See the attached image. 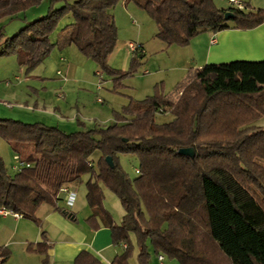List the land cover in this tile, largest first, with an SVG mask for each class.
Returning <instances> with one entry per match:
<instances>
[{
    "label": "trees",
    "instance_id": "1",
    "mask_svg": "<svg viewBox=\"0 0 264 264\" xmlns=\"http://www.w3.org/2000/svg\"><path fill=\"white\" fill-rule=\"evenodd\" d=\"M122 1L0 0V21H13L49 2L45 16L24 20L12 37L0 28V58L15 56L30 73L54 50L75 46L111 77L114 89L120 88L145 56L139 45L144 52L133 54L130 70L109 65L118 43L112 10ZM124 1L151 16L157 37L168 47L188 46L205 33L247 31L264 24V10L247 2L239 9L219 8L215 0ZM228 12L233 17L226 20ZM68 17L73 22L60 28ZM123 114L108 127L73 133L0 119V138L29 165L11 174L0 156V209L37 225L42 205L68 217L58 207L61 190L89 176L87 202L93 216L88 222L95 229L108 228L113 245L124 248L112 264H130L132 235L140 264H149V242L158 257L179 264H218V258L223 264H264V127L255 126L264 119V61L206 65L175 102L157 92L131 100ZM168 115L171 121H157ZM186 148L194 149L193 159L179 153ZM121 156L138 160L137 177L124 171ZM103 187L122 205L120 225L104 208ZM46 245L39 243L37 251L44 253ZM10 256L0 247L2 264ZM73 264L103 263L84 251Z\"/></svg>",
    "mask_w": 264,
    "mask_h": 264
},
{
    "label": "rangeland",
    "instance_id": "2",
    "mask_svg": "<svg viewBox=\"0 0 264 264\" xmlns=\"http://www.w3.org/2000/svg\"><path fill=\"white\" fill-rule=\"evenodd\" d=\"M125 3H127V6ZM215 3L219 8L230 6L226 0H215ZM243 5L245 4L243 3ZM39 7L45 9L47 14L49 2H44ZM33 9L29 13L27 12L28 21L35 18L32 16ZM112 14L118 29V43L109 62L113 69L130 70L133 54L129 52V43L145 46V56L140 60L141 64L133 77L124 80L122 87L114 89L111 77L103 73L102 89L98 90L97 85L100 83L101 77L96 74L97 65L86 59L75 46L70 47L72 50L69 49L64 52H60L58 49L54 50L50 56L55 59L63 74L68 73V65H72L73 72L76 68H82L84 78L79 81L73 79L72 75L69 76L68 82L60 81L59 76L58 79L53 80L54 82L49 81L44 79L43 68L40 69V66L28 73L25 68L19 66L15 56L3 57L0 58V91L3 93L6 87L11 91L6 93V98H0V119L21 121L28 124L40 122L47 126L58 127L57 123L65 114L59 113L56 108L68 106L66 109L69 110V116L72 118L78 116L81 126L76 122L73 129L66 130L76 132L100 127L105 128L114 124L119 115H124V109L130 104L131 100H143L146 97L155 95L157 92L160 94L165 93L174 99L178 91L182 89L180 86L181 80L190 68L195 66L188 48L189 45L168 47L164 44L157 37L158 28L155 21L145 10L132 1L125 2L123 0L112 10ZM23 17L10 21L4 27L1 26L7 36L13 34L20 24L24 26ZM72 22L73 19L68 17L62 22L60 28ZM61 56L67 60L68 65H64L58 60ZM32 88H36L40 92L48 90L50 94L46 96V107L50 106L51 110L45 111L43 107H35L37 102L39 105H43V101L37 97ZM19 109H26L28 111L26 116L28 117H25V119L16 118V113L13 114V112H17ZM171 120V115L157 119L159 123ZM255 126L264 127V119L256 122ZM224 129L225 127H222L218 130L219 136L223 134ZM0 156L8 172L13 174V168L16 165L15 154L1 138ZM120 164L131 178L137 177L135 171L139 167V162L135 157L121 156ZM88 180L89 176H85L83 182L77 185L80 196L86 191ZM103 191L105 195L104 208L111 214L114 222L120 225L124 215L122 205L119 199L107 188L103 187ZM130 240L132 255L129 262L130 264H140L137 239L132 235ZM147 246L150 255L149 264H161L150 242ZM116 248L120 252H124L122 247ZM162 257H164V264H179L176 259L163 255ZM218 264H223V261L219 258Z\"/></svg>",
    "mask_w": 264,
    "mask_h": 264
},
{
    "label": "crops",
    "instance_id": "3",
    "mask_svg": "<svg viewBox=\"0 0 264 264\" xmlns=\"http://www.w3.org/2000/svg\"><path fill=\"white\" fill-rule=\"evenodd\" d=\"M244 2H247L253 9L264 10V0H244ZM125 4L127 6V3ZM33 10L32 12L34 13L32 16L35 17L33 19L46 15V10L40 7H36ZM29 11L27 12L29 13ZM27 12L20 14L17 19L24 16V20L28 21ZM9 22L10 20L0 21V28ZM22 27L20 24L14 30L13 34L8 36L12 37L17 34ZM212 40H215L216 43L212 44ZM140 45L145 50V46L143 44ZM188 48L192 54L191 58L195 66L191 67L189 72L181 80V87L192 80L203 67L209 64H224L234 61H264V24L247 31L230 29L218 34L205 33L194 38ZM69 49L59 51L64 52ZM111 58L112 56H110L109 62ZM58 60L64 65L69 64L63 56ZM41 68H43L44 79L49 81L58 79V76L61 78L59 80H63L64 82L69 81L70 75L78 81L84 78V70L82 68H76L73 72L72 65H68V73L63 74L52 56L43 62L40 66ZM96 74L101 77L100 83L97 85V89L101 90L103 73L96 68ZM32 90L43 101V105H39L37 102L35 107H43L45 111L51 110L49 108L50 106L48 108L46 107V96L50 94L48 90L45 92H40L36 88H32ZM10 91L7 87L4 90L5 93L0 91V98H6V93ZM180 93L181 91H178L174 99L166 95L168 100L175 102ZM63 108L60 106L56 108L59 113L65 114H62L63 116L61 115L62 118L57 123V128L65 133H73L68 132L66 129H73L75 127L74 124L78 122V116L72 118L69 116V110L66 109L68 106H65L64 110ZM27 113L28 111L26 109H19V111L13 112L18 119H25V117H28L26 116L28 115ZM95 160L97 161L98 158L96 157ZM14 172L16 171L14 170ZM77 185L73 184L65 187L67 190L66 193L60 192L58 207L64 210L67 209L66 211L69 212L68 217L54 210L49 205H42L37 212V218L40 221V225H37L22 217H15L14 214L3 216L1 214L3 209H0V247L8 249L11 254L10 258L3 264H73L77 256L84 251L94 255L103 264H112L113 260L122 254L113 245L111 232L108 228L101 227L95 229L88 222L93 216L92 210L87 202L88 191L86 188V191L80 196ZM43 233H45L46 239L43 237ZM44 241L47 243V250L44 252V248H42L44 253H41L37 251V245ZM30 246L32 247L30 248Z\"/></svg>",
    "mask_w": 264,
    "mask_h": 264
},
{
    "label": "built area",
    "instance_id": "4",
    "mask_svg": "<svg viewBox=\"0 0 264 264\" xmlns=\"http://www.w3.org/2000/svg\"><path fill=\"white\" fill-rule=\"evenodd\" d=\"M226 1L228 2V4H229L231 7H236V8H239V9H244V5H243L244 0H226ZM211 43L214 44V43H216V41H215V40H212ZM139 50H140L141 53L144 52L143 50H141V49L139 48V45H136V44H134V43H129V52H130V53L134 54L135 52H137V51H139ZM99 102L102 103L101 100H99ZM15 161H16V165L14 166V170H15L16 172L21 171V170H22L23 168H25V167H29V165H26V164L21 163V162H20V159H19V156H17V155H15ZM135 173H136V175H139L140 171H139L138 168L136 169ZM66 192H67V190H66L65 188H63V189L61 190V193H66ZM1 214H2L3 216H8V215H10V214H12V213L9 212V211H6V210H2V211H1ZM14 216H15V217H21V216L16 215V214H14ZM159 262H160L161 264H164V257L160 256V257H159ZM0 264H2V260H1V258H0Z\"/></svg>",
    "mask_w": 264,
    "mask_h": 264
},
{
    "label": "water",
    "instance_id": "5",
    "mask_svg": "<svg viewBox=\"0 0 264 264\" xmlns=\"http://www.w3.org/2000/svg\"><path fill=\"white\" fill-rule=\"evenodd\" d=\"M230 17H233V14L228 12L226 14V20H229ZM179 153L183 156H186V157H190V158H194L195 157V152H194V149L193 148H186V149H181L179 151ZM106 161L107 163L109 164L110 167H114V163H113V160L112 158L108 157L106 158Z\"/></svg>",
    "mask_w": 264,
    "mask_h": 264
}]
</instances>
